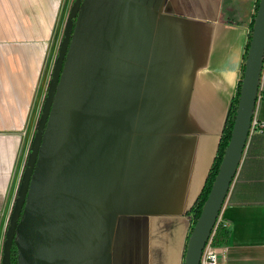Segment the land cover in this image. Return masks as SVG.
Returning a JSON list of instances; mask_svg holds the SVG:
<instances>
[{
    "label": "crops",
    "instance_id": "obj_1",
    "mask_svg": "<svg viewBox=\"0 0 264 264\" xmlns=\"http://www.w3.org/2000/svg\"><path fill=\"white\" fill-rule=\"evenodd\" d=\"M256 2L83 1L18 222L17 264H184ZM72 3L0 0V264ZM260 88L264 155V68ZM231 193L219 264H264V180L242 182L228 204Z\"/></svg>",
    "mask_w": 264,
    "mask_h": 264
},
{
    "label": "water",
    "instance_id": "obj_2",
    "mask_svg": "<svg viewBox=\"0 0 264 264\" xmlns=\"http://www.w3.org/2000/svg\"><path fill=\"white\" fill-rule=\"evenodd\" d=\"M81 6V0H73L64 24L62 40L52 69L47 94L42 104L40 118L36 126V134L12 207L4 244L2 264H11V251L15 244L18 222L26 203L42 140L58 89L62 68L72 38L70 35V25L72 20L79 14ZM263 68L264 0H260L245 61V69L231 138L211 191L190 234L184 264H200L203 250L216 227L222 208L225 206L241 171L250 140L251 124L255 116Z\"/></svg>",
    "mask_w": 264,
    "mask_h": 264
},
{
    "label": "trees",
    "instance_id": "obj_3",
    "mask_svg": "<svg viewBox=\"0 0 264 264\" xmlns=\"http://www.w3.org/2000/svg\"><path fill=\"white\" fill-rule=\"evenodd\" d=\"M82 3L84 0H81ZM260 0H257L256 2V12L258 9V5H259ZM256 17V14H255ZM255 17L253 19V23L251 25V32H250V39H251V34L253 31V26H254V21H255ZM78 19V15L72 20L71 25H70V35L71 37L73 36L75 27H76V21ZM249 45H250V40L248 42L247 48H246V57H247V53H248V49H249ZM246 57H245V61H246ZM245 69V67H244ZM243 69V72H244ZM241 84H242V79L240 80L239 84H238V89H237V93L236 96L233 100V104L230 108L229 114H228V118L226 121V125L224 128V132L221 138V142L219 144L218 147V151H217V156L215 159V162L213 163L210 172L208 174V177L206 179V183L196 201V204L194 205V207L192 208V229L196 223V221L198 220L201 211L203 209V206L208 198V195L211 191V188L213 186V183L215 181V178L219 172V168L220 165L222 163L225 151L227 149V146L229 144L230 138H231V134H232V130H233V126H234V121H235V117H236V111H237V106H238V101H239V96H240V90H241ZM263 129L261 128L260 132L256 131L255 133H253L250 136V140H249V144H248V148H247V152H246V157L244 160V163L242 165L241 171L237 177L234 189L231 193L230 199L228 204L231 203L235 192L238 188V186L244 182L247 181L249 184L254 185V187H256V185L258 183L263 182L264 180V155H263ZM213 236H212V243L215 246H224L228 243L231 231L228 228V226L225 225L224 222H219L216 227L213 230ZM11 264H17V250L15 247V244L12 247V251H11Z\"/></svg>",
    "mask_w": 264,
    "mask_h": 264
},
{
    "label": "built area",
    "instance_id": "obj_4",
    "mask_svg": "<svg viewBox=\"0 0 264 264\" xmlns=\"http://www.w3.org/2000/svg\"><path fill=\"white\" fill-rule=\"evenodd\" d=\"M72 6V5H71ZM71 6L67 12V15L71 9ZM67 15H66V18H67ZM65 24V22H64ZM63 30H64V27H63ZM54 66V65H53ZM53 66L51 67V70H50V74L48 75V82L46 84V90H47V87H48V84L50 82V79H51V73H52V69H53ZM263 97V94L261 92V88L259 89V92H258V100L262 99ZM257 100V101H258ZM43 104V103H42ZM42 107V106H41ZM40 112H41V109H40ZM261 125L260 123L258 122V120L254 117L253 121H252V124H251V131H250V136L255 133L256 131H260L261 130ZM222 222L220 219H218V222ZM216 224V225H217ZM214 233H212L210 239L208 240L204 250H203V253H202V257H201V262L200 264H219V256H218V247L215 246L213 243H212V236H213Z\"/></svg>",
    "mask_w": 264,
    "mask_h": 264
}]
</instances>
